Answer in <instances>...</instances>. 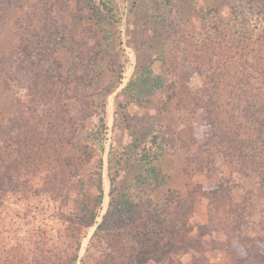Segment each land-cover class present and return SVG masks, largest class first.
<instances>
[{
	"label": "rangeland",
	"instance_id": "rangeland-1",
	"mask_svg": "<svg viewBox=\"0 0 264 264\" xmlns=\"http://www.w3.org/2000/svg\"><path fill=\"white\" fill-rule=\"evenodd\" d=\"M103 1L112 25L89 0H0V264H264V0ZM145 67L164 88L132 104ZM155 131L168 184L85 256L108 153L119 194Z\"/></svg>",
	"mask_w": 264,
	"mask_h": 264
},
{
	"label": "trees",
	"instance_id": "trees-1",
	"mask_svg": "<svg viewBox=\"0 0 264 264\" xmlns=\"http://www.w3.org/2000/svg\"><path fill=\"white\" fill-rule=\"evenodd\" d=\"M89 7L92 14L105 24L112 25L114 22L112 16L109 14V7L106 1L103 0H89ZM153 76L150 68L145 67L142 70L133 74L126 86L121 90L128 102L132 104L150 102L153 96L158 91L163 90L164 82ZM119 83V81L117 82ZM101 128L105 130V124L101 119ZM102 151V148L101 150ZM111 149L108 153V176L111 185L108 208L102 216V220L98 223L93 231L87 248L85 249V256L91 251V246L95 241H100V236L107 230H115L119 223L132 221L134 218V207L132 203L131 192L139 189L142 186H150L151 188H162L169 182V177L164 173L162 167V159L165 156L164 145L162 143L161 134L159 131L152 133L142 146L136 147L134 163L137 172L132 177L129 184L117 194L115 189V181L117 172L115 166L118 160L115 157V152ZM102 170L103 160L99 157L98 170L96 172V195L92 198L85 195L80 204L82 237L87 234L88 227L95 224V219L98 215V209L103 199L102 189ZM262 256H258L260 260Z\"/></svg>",
	"mask_w": 264,
	"mask_h": 264
}]
</instances>
